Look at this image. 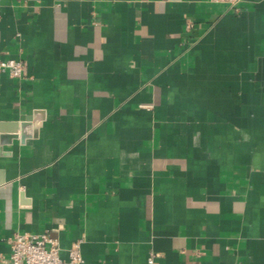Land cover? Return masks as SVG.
Listing matches in <instances>:
<instances>
[{"label":"crops","instance_id":"1","mask_svg":"<svg viewBox=\"0 0 264 264\" xmlns=\"http://www.w3.org/2000/svg\"><path fill=\"white\" fill-rule=\"evenodd\" d=\"M7 57L0 264H264V0H0Z\"/></svg>","mask_w":264,"mask_h":264},{"label":"built area","instance_id":"2","mask_svg":"<svg viewBox=\"0 0 264 264\" xmlns=\"http://www.w3.org/2000/svg\"><path fill=\"white\" fill-rule=\"evenodd\" d=\"M223 2L235 7L241 0H210ZM190 27V24L187 25ZM0 73L21 81L24 78L23 62L14 57L0 58ZM59 245L55 238L46 231L35 233H15L9 240L7 264H82L79 242H75L68 250V257L63 259L59 254ZM155 254L150 252L147 264H153Z\"/></svg>","mask_w":264,"mask_h":264},{"label":"water","instance_id":"3","mask_svg":"<svg viewBox=\"0 0 264 264\" xmlns=\"http://www.w3.org/2000/svg\"><path fill=\"white\" fill-rule=\"evenodd\" d=\"M25 124L21 123V130H22V133H21V136H23V128H24Z\"/></svg>","mask_w":264,"mask_h":264}]
</instances>
